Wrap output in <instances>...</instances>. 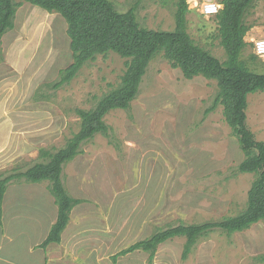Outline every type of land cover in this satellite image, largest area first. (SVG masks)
Here are the masks:
<instances>
[{
	"label": "rangeland",
	"instance_id": "374dc122",
	"mask_svg": "<svg viewBox=\"0 0 264 264\" xmlns=\"http://www.w3.org/2000/svg\"><path fill=\"white\" fill-rule=\"evenodd\" d=\"M109 1L119 12L136 5L144 28H176L177 0ZM188 5L187 28L194 42L226 61L225 49L215 38V17L205 18L202 6L192 0ZM247 22L254 28L245 37L244 58L255 55L252 41L264 37V0L258 1ZM68 26L62 14L24 2L14 29L1 39L0 131L7 133L0 140L7 143L0 146V165L8 169L0 168V177L40 162V149L65 147L81 129L78 110L96 107L121 83L126 59L111 52L56 87L61 72L73 63ZM250 67L263 73L264 60L256 56ZM218 92L216 80L202 76L188 80L163 54L150 63L130 109L105 117L110 136L97 134L65 165L63 184L71 197L82 202L70 215L63 242L41 249L53 254L75 234L76 241L65 245L71 242L70 251H84L75 256L77 262L71 255L78 253L60 252L47 264H264V220L243 232L216 230L201 237L187 258L185 238L162 244L153 259L141 250L120 255L168 227L217 222L246 209L255 175L238 169L245 155L223 107L212 109ZM247 117L256 140L264 142V92L249 95ZM26 184L36 188L49 182ZM18 241L17 257L38 260L42 255V250L30 255L32 243ZM4 254L8 255L7 246Z\"/></svg>",
	"mask_w": 264,
	"mask_h": 264
},
{
	"label": "trees",
	"instance_id": "16d2710c",
	"mask_svg": "<svg viewBox=\"0 0 264 264\" xmlns=\"http://www.w3.org/2000/svg\"><path fill=\"white\" fill-rule=\"evenodd\" d=\"M259 0H218L223 5L215 15L218 34L227 59L221 61L208 50L197 45L187 28V16L191 11L188 0H177L176 28L174 31H156L141 26L137 17V6L126 12H119L109 0H0V42L3 36L15 27L18 9L25 3L40 7L47 12H58L68 23V35L73 52V63L61 72L56 87L71 82L79 70L99 56L116 53L126 59V71L121 83L90 110H78L81 129L65 147L57 150L40 149V162L26 171L14 170L12 174L0 177V226L3 218V201L12 182L38 184L49 182L48 190L58 207V218L50 229L46 240L39 246L60 244L73 209L82 200L73 198L67 192L62 174L64 167L81 154V146L97 134L110 136V127L105 117L114 110H129L137 99L143 77L150 63L160 54L164 55L173 68L180 69L184 77L192 80L202 76L218 82L219 92L212 109L223 107L226 122L237 136L245 155L239 165L244 174H254L255 180L248 193L247 207L240 214L223 218L217 222L178 225L168 227L139 241L122 251L127 255L141 250L153 259L158 248L167 241L185 238L183 257L191 253L199 239L216 230L228 234L243 232L264 220V142L257 141L247 125L248 97L264 92V72H256L250 64L256 62V55L244 58L248 43L247 34L254 28L247 22Z\"/></svg>",
	"mask_w": 264,
	"mask_h": 264
},
{
	"label": "crops",
	"instance_id": "0c3cea01",
	"mask_svg": "<svg viewBox=\"0 0 264 264\" xmlns=\"http://www.w3.org/2000/svg\"><path fill=\"white\" fill-rule=\"evenodd\" d=\"M192 1L197 5H202L204 3H215L213 0L208 2L205 0ZM5 133L7 132H3V130L0 131V135ZM8 141L10 142L9 139ZM27 142H30L31 145L34 143L32 139H28ZM5 143L7 142L5 141ZM5 143H1L0 140V146L1 144L4 146ZM0 168L3 170L8 169L2 167V165H0ZM40 184L41 183L34 185ZM29 187L30 186H27L26 182H12L8 186L5 193L3 201V224L0 226V264H42V261L44 264H47L48 258L52 262L54 261V255L61 256L59 254L60 252H71L74 254L78 253L77 255H71V259L73 256V260L77 262L78 259L75 256H78L80 252L84 251V249L75 248L74 250L70 251L71 245L68 244L71 242H68V244L65 245V242L69 241L70 239L72 240V244L76 241L74 238L75 234L68 240H65L63 245L58 246L59 249H56L53 254L51 252L48 255L46 254L45 250L39 247L46 240L50 229L57 221L58 207L55 203L54 197L48 190V185L37 186L36 188ZM34 205L35 208H30ZM30 238H36V242L30 240ZM19 239H26L27 244L32 243L29 245V254L32 256L33 254L35 255L36 252L40 253L39 251L42 250V255L37 256L38 260H35L34 258L28 260V258L24 259L23 257H17L19 255V251L17 250V242H19ZM6 246L8 255L4 254ZM9 249H13V253H11L12 250ZM88 254L89 257L93 256L91 248L88 249ZM62 257L60 258L62 259ZM72 264L74 263L72 262Z\"/></svg>",
	"mask_w": 264,
	"mask_h": 264
},
{
	"label": "clouds",
	"instance_id": "9594fccd",
	"mask_svg": "<svg viewBox=\"0 0 264 264\" xmlns=\"http://www.w3.org/2000/svg\"><path fill=\"white\" fill-rule=\"evenodd\" d=\"M222 8H223L222 4H206L202 8V12L204 13L205 18H207L208 14L217 13V11ZM255 43H256V48H255L256 55H258L261 59H264V40L257 41Z\"/></svg>",
	"mask_w": 264,
	"mask_h": 264
},
{
	"label": "built area",
	"instance_id": "2783aa9c",
	"mask_svg": "<svg viewBox=\"0 0 264 264\" xmlns=\"http://www.w3.org/2000/svg\"><path fill=\"white\" fill-rule=\"evenodd\" d=\"M206 4H217V3H204V4H202L201 6V13L204 15V13L202 12V8L206 5ZM219 11L220 10H218L217 11V13H214V14H208V16L207 17H213V16H215V15H217L218 13H219ZM261 40H264V37L263 38H260L259 40H256V39H254L253 41H252V43L254 44L253 45V50H254V53H255V55H256V52H255V48H256V43L255 42H257V41H261ZM256 56H258V55H256ZM259 57V56H258ZM264 60V59H263Z\"/></svg>",
	"mask_w": 264,
	"mask_h": 264
}]
</instances>
